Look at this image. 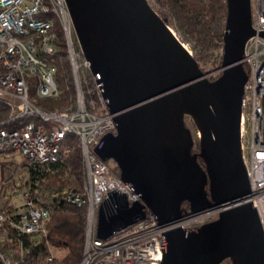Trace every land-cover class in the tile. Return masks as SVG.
<instances>
[{"label":"water","instance_id":"1","mask_svg":"<svg viewBox=\"0 0 264 264\" xmlns=\"http://www.w3.org/2000/svg\"><path fill=\"white\" fill-rule=\"evenodd\" d=\"M66 2L116 122L94 150L113 160L139 195L129 203L125 194L108 192L97 208L96 235L107 238L149 209L167 226L160 264H221L227 258L264 264V232L256 208L245 200L250 187L240 149L247 77L242 56L254 32L250 1L226 0L223 69L214 79L204 76L148 0ZM186 116L199 131L197 153L191 152ZM212 206L221 208L211 221L191 230L173 225L185 211Z\"/></svg>","mask_w":264,"mask_h":264},{"label":"built area","instance_id":"2","mask_svg":"<svg viewBox=\"0 0 264 264\" xmlns=\"http://www.w3.org/2000/svg\"><path fill=\"white\" fill-rule=\"evenodd\" d=\"M249 1L254 32L245 41L242 56L247 77L240 100V149L250 187L245 200L256 208L264 232V0ZM61 44L75 95L64 107H45L42 98L60 94L55 74ZM222 53L223 46L214 51L213 59L219 61ZM222 69L221 63L203 71L204 76L217 77ZM2 108L6 111L0 116V264H18L32 244L46 237L54 197L86 206L79 264H160L167 226L149 209L143 218L107 238L96 235L97 208L108 192L125 194L129 203L139 195L111 171L115 163L102 160L94 150L105 133L116 130V122L66 0H0V113ZM185 122L198 138L192 118L186 116ZM69 133L79 139L85 176L80 188L56 189L43 180L51 164L61 160L62 141ZM220 208L185 211L173 225L194 229L217 218ZM51 247L44 264L53 258Z\"/></svg>","mask_w":264,"mask_h":264},{"label":"trees","instance_id":"3","mask_svg":"<svg viewBox=\"0 0 264 264\" xmlns=\"http://www.w3.org/2000/svg\"><path fill=\"white\" fill-rule=\"evenodd\" d=\"M161 18L177 33L178 38L189 46L199 67L206 71L221 65V59H213V53L223 46L227 3L226 0H148ZM62 47L58 52L55 80L60 89L56 98H42L45 107H64L75 95V87L70 62ZM244 69L247 71L246 66ZM215 77H209L214 79ZM0 116L6 109L2 108ZM61 160L51 164L44 182L56 189L63 187L80 188L85 176L79 139L75 134H67L62 141ZM199 150V140L193 146ZM107 163H115L106 160ZM200 164V160L198 161ZM111 171L119 176V169L113 164ZM208 185L205 189L208 190ZM52 212L47 222V235L36 245L30 246L18 260V264H44L50 253L49 245L61 250L62 255H54L49 264H79L84 246L86 206L77 207L66 203L60 197L51 199ZM182 206L188 207L186 200ZM23 240L28 241L24 236ZM10 252L7 245L3 246ZM11 253V252H10ZM14 256L15 252H12ZM221 264H236L235 259L227 258Z\"/></svg>","mask_w":264,"mask_h":264},{"label":"rangeland","instance_id":"4","mask_svg":"<svg viewBox=\"0 0 264 264\" xmlns=\"http://www.w3.org/2000/svg\"><path fill=\"white\" fill-rule=\"evenodd\" d=\"M172 30H173V28L172 27H170ZM174 31V30H173ZM174 33L177 35V33L174 31ZM184 45L188 48V50L190 51V48H189V46L188 45H186L185 43H184ZM195 126V125H194ZM188 127H189V129L191 130V132H192V136H193V138L194 139H197V137H196V135L193 133V128L190 126V125H188ZM51 252H52V254H53V256L54 255H62V251L61 250H59V249H57L56 247H51Z\"/></svg>","mask_w":264,"mask_h":264},{"label":"flooded vegetation","instance_id":"5","mask_svg":"<svg viewBox=\"0 0 264 264\" xmlns=\"http://www.w3.org/2000/svg\"><path fill=\"white\" fill-rule=\"evenodd\" d=\"M198 151H199V150H196V149H195V146L191 148V152H192V153H197ZM197 160H198V161L200 160L201 165H202L203 167L205 166V163H204V161L200 158V156H197ZM196 227H197V226H196Z\"/></svg>","mask_w":264,"mask_h":264}]
</instances>
